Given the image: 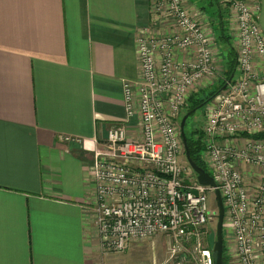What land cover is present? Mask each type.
<instances>
[{
  "label": "built area",
  "instance_id": "1",
  "mask_svg": "<svg viewBox=\"0 0 264 264\" xmlns=\"http://www.w3.org/2000/svg\"><path fill=\"white\" fill-rule=\"evenodd\" d=\"M220 2L229 12L237 73L205 104L202 158L224 203L228 264H264V139L253 137L264 133L260 2ZM187 4L151 1V24L138 29L135 39L140 77L124 83L126 118L94 151L89 171L96 183L93 211L102 254L126 253L136 242L163 235L172 244L161 264H186L187 244L195 248L193 264H215L206 244L209 226L217 221L208 206L215 189L201 185L190 165L180 162V117L197 89L216 86L224 73L212 28ZM248 169L254 172L246 174ZM251 175L258 184L247 180Z\"/></svg>",
  "mask_w": 264,
  "mask_h": 264
},
{
  "label": "crops",
  "instance_id": "2",
  "mask_svg": "<svg viewBox=\"0 0 264 264\" xmlns=\"http://www.w3.org/2000/svg\"><path fill=\"white\" fill-rule=\"evenodd\" d=\"M151 1L0 0V264H100L89 166L126 118ZM214 1L186 0L216 33Z\"/></svg>",
  "mask_w": 264,
  "mask_h": 264
},
{
  "label": "rangeland",
  "instance_id": "3",
  "mask_svg": "<svg viewBox=\"0 0 264 264\" xmlns=\"http://www.w3.org/2000/svg\"><path fill=\"white\" fill-rule=\"evenodd\" d=\"M209 13L211 14L213 11L212 6L207 7ZM228 11V10H227ZM205 19V17H204ZM263 31V30H262ZM229 35L231 36L232 42L235 45V40L231 34V25L229 26ZM215 35V50L217 53L216 59L219 61V65L223 67L222 72L225 73V62H228L231 46L229 43L223 39H218V31L214 33ZM237 52V48H236ZM236 78H238V74L236 75ZM204 85L201 88H198L197 91L193 94L200 93L198 95L199 99H203L206 96L210 95L215 90L214 87H207ZM192 95V96H193ZM189 107V105H188ZM188 109V108H187ZM206 106L203 108H200L196 111L195 114L190 116L187 120V127L186 131H193L195 127H199L200 130L204 129L205 126V115ZM185 113L187 112L184 111ZM185 113L181 115L180 122L182 118L185 116ZM182 144H183V153L181 155L180 162L182 165H189L185 156V145L182 138ZM254 172L253 169H248L245 173L246 174H252ZM259 181H256V184H258ZM208 206L210 210L218 212V205L217 200L215 196V192H209L208 193ZM216 225L217 221H215L212 225L209 226V233L208 237L211 235V232L216 231ZM225 231V228H223V232ZM227 233V232H226ZM208 237L206 240V244L210 246V242L208 243ZM172 244V240L168 237H165L163 235H158L156 237L146 239L140 242H136L131 246V249H129L126 253H106L102 254L99 252V260L100 264H153L156 262L157 264H161L165 262V260L168 258V249ZM225 244V240H224ZM195 251L194 245L187 244L184 246L183 254L185 255L186 264H193L194 260L191 259V254Z\"/></svg>",
  "mask_w": 264,
  "mask_h": 264
},
{
  "label": "trees",
  "instance_id": "4",
  "mask_svg": "<svg viewBox=\"0 0 264 264\" xmlns=\"http://www.w3.org/2000/svg\"><path fill=\"white\" fill-rule=\"evenodd\" d=\"M220 3L217 2V0L214 1V7L215 10L213 11L212 18L215 24V31H218V39H223L229 43L231 46L230 56L228 62H225V73H224V80L219 81L217 85L214 87L215 90L208 96H206L203 99H199L198 95L201 93H197L193 95L189 100V107L187 109L188 114L192 110L199 108L201 105H203L206 101H209L212 97L216 96L219 92H221L222 88L226 85V83L229 81L231 76L233 74L237 73V52L236 48L234 47V44L232 42L231 36L229 35V29H228V22L226 20V12L222 8V6L219 5ZM205 8V7H204ZM205 107V105L203 106ZM202 107V108H203ZM195 113H192L190 116H192ZM189 116V117H190ZM188 120V119H187ZM187 123L185 124V135L187 139V147L190 152V156L192 160L200 167H202L204 170H206L210 175L212 173L206 166L205 162L203 161L202 154L204 150V133L203 130H200L199 127H195L193 131H186ZM255 139H264V133H260L253 136ZM211 236V235H210ZM210 236L208 237V243L210 242ZM210 245V244H209ZM226 245L224 244V255H223V264H228V257L226 253ZM214 259L215 254L213 253Z\"/></svg>",
  "mask_w": 264,
  "mask_h": 264
},
{
  "label": "water",
  "instance_id": "5",
  "mask_svg": "<svg viewBox=\"0 0 264 264\" xmlns=\"http://www.w3.org/2000/svg\"><path fill=\"white\" fill-rule=\"evenodd\" d=\"M235 74L231 76L228 83L222 88L221 91H224L228 84L232 81ZM208 101H206L203 105H201L199 108H196L186 114L181 122H180V128H181V135L183 138V142L185 145V156L187 159L188 164L190 165L191 169L194 171V173L197 176L198 182L203 186H210L215 189V196L217 200L218 205V212H217V225H216V231L211 232L210 236V248L213 250V253L215 254V264H223V255H224V219H225V208L223 199L221 196L220 191L217 189V184L213 178L212 175H210L206 170H204L202 167L198 166L191 158L190 152L187 147V139L185 135V124L187 122V119L192 113H196V111L200 108H202L205 104H207Z\"/></svg>",
  "mask_w": 264,
  "mask_h": 264
}]
</instances>
